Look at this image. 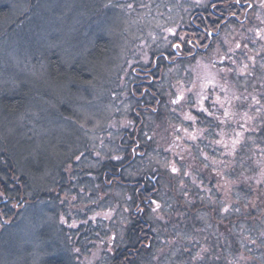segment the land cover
<instances>
[{
  "label": "rangeland",
  "instance_id": "rangeland-1",
  "mask_svg": "<svg viewBox=\"0 0 264 264\" xmlns=\"http://www.w3.org/2000/svg\"><path fill=\"white\" fill-rule=\"evenodd\" d=\"M237 1L8 0L10 13L0 23V97L14 90L19 80L28 84L32 96L28 105L31 106H27L17 118L23 133L22 121L34 111V117L28 118L30 121L25 131L35 130V133L32 138L26 139L16 131L18 125L14 121L18 119H12L16 116L12 117L0 108V146L10 149L20 172L28 170L30 163L36 162L38 154L49 163L47 169L42 170L45 172L29 179L26 184L29 195L42 191L47 198L60 200L56 194L60 190L58 184H67V180L78 191L73 195L69 191V196L59 202L38 200L37 204H32L20 225V230L28 229L26 234L7 227L9 245L7 250L0 248V264H15L14 256L9 254L12 250L10 244L14 242L20 247L23 240H29V236L34 234L32 226L38 229V220L49 223L48 227L52 229V219L56 220V224H62L67 221V216L69 221H73V228L67 230L69 245H73L71 259L76 261L75 264H104L107 261L105 253L124 243L123 224L128 222L130 209L137 206L122 189L103 184L104 176L98 167L110 156L124 162L131 159L129 164L132 161L136 163V172L148 174V183L152 180L159 183V194L155 195L151 210L144 214L152 229V243L160 240L163 245L166 235L173 229L174 220L180 215L172 210L180 206L181 200L191 203L196 199L201 202L202 199L196 195L207 192L203 179L215 178L217 182V176L211 177L207 171L208 166L215 164L214 158L219 160L220 166H228V163L232 166V161H237L233 159L238 149L234 138L241 136L239 129L250 125H255V128L264 126V0H249L254 5L243 20V14L239 12L241 8L235 3ZM209 4H220L219 8L225 12L221 16L230 14L237 18V24L225 27L215 14L216 8ZM195 12L199 14L194 15ZM202 19L207 23L205 34L201 29L197 33L184 29L187 21L188 26L191 20L201 23ZM220 29L222 33L207 55L198 56L190 62L189 56L193 53L182 50L181 42L191 40L205 49L211 39L207 32L212 34ZM99 34L107 38L109 51L103 59L91 63V82L75 88H71V84L60 88L51 86L47 82V53L58 47L62 50L63 60L69 62L77 53H87ZM197 46L193 47L194 51ZM168 47L172 50L171 54ZM162 52L169 59V66L175 63L169 69H162L157 88L164 92L166 103L160 106L158 110L161 114H158L147 110L149 99L143 101L137 98H150V93L143 90L148 88V82H152L149 72L159 62L151 54ZM136 84L142 89L141 95L133 89ZM131 91L137 94L136 99ZM38 96L43 102L35 107V103L39 102ZM136 104L144 105L139 108L142 112L135 116L137 119H133L130 114ZM196 113L198 117L210 120H206L205 125H199L197 123L201 121ZM157 115H162V124L156 122ZM210 116L217 117L216 124L226 122L224 127H231V133L235 135H224L211 145L213 142L208 140L211 138ZM34 118L38 119L37 123ZM181 119L186 121L184 126L174 123L176 120L181 123ZM136 120L146 124L144 132L142 124L140 126L143 142L149 137L148 142L152 146L147 156H126V147L124 151L120 149V153L107 152L106 139L119 134L121 129H127L129 134L135 129ZM133 134L135 132L130 135L132 142ZM228 137L232 141L228 142ZM124 140L127 146L132 144L129 139ZM110 143L113 145V141ZM195 143L204 146V152L193 148ZM162 149L179 154L181 162L162 157L156 159ZM87 151L90 153L84 154ZM202 155L213 162L205 160L204 164H200ZM228 157L229 162L226 163L224 160ZM69 161L70 168L67 167ZM6 162L10 161H0V175L6 174L3 166ZM61 162L64 163L62 180L58 172ZM79 162L86 165L87 173L77 171ZM155 166H158L157 172ZM189 167L196 172V178L190 174ZM198 174L207 177L201 179ZM12 182L18 184L15 178ZM139 209L138 206L136 211ZM34 211L39 213L38 216L34 215ZM196 216L204 220L201 214ZM169 217V222H166ZM86 226L103 229L104 235L88 236ZM181 230L179 233L185 234V230ZM8 237L6 234L0 239V246ZM94 242L97 247L93 246ZM162 245L160 248H170ZM163 254L157 253V256ZM152 258L157 259L155 256ZM168 260H175V254L170 253Z\"/></svg>",
  "mask_w": 264,
  "mask_h": 264
},
{
  "label": "trees",
  "instance_id": "trees-1",
  "mask_svg": "<svg viewBox=\"0 0 264 264\" xmlns=\"http://www.w3.org/2000/svg\"><path fill=\"white\" fill-rule=\"evenodd\" d=\"M9 13L10 5L8 0H0V23ZM193 14L198 15L199 13L195 12ZM220 17L221 20L228 19L225 27L235 25L238 22L237 18L231 17L230 14H225V17ZM214 21H216V19ZM209 23L211 22L209 21ZM187 24L184 25V29H190L196 33L197 30L201 29L202 31L207 28V23L204 19H202L201 23H196L191 20V25L187 26ZM199 26L202 28H199ZM222 29H220L221 32ZM200 37L203 38L202 35H200ZM187 42L190 43V45L186 44ZM187 42H181V46L182 50L185 52L188 50L190 53L195 54V56H192L193 54L189 56L190 62H193L200 54L208 53V51L201 52V47L199 48L194 44V41L189 40ZM183 46H185V48H183ZM194 46H197L195 48H197L198 52L194 51ZM167 50L170 51L169 53L171 54L172 50H170V47H168ZM60 51L62 50L56 47L54 50L52 49L50 53H47V82L51 86L58 88L68 84H71V88H75L74 86L91 82V71H93L91 63L103 59L108 54L109 42L105 35L99 34L94 38L93 44L87 53H77L69 62L63 60ZM170 54H168L169 57H171ZM151 55L153 58L155 57L158 59L159 62L157 63V67L153 70L150 67L151 70L149 74L153 77L151 78V83L153 84L150 83L152 90L147 92L150 94L155 93L158 95L157 98H160L162 102H164V92L162 93L157 86L161 80L162 69L164 67L169 69L175 62L169 66V59L165 57V52ZM177 63L180 62L178 61ZM135 71L141 70L136 69ZM133 74L136 75L135 73ZM155 78L156 81H154ZM136 85L133 86V89H135L138 95H141L142 89H140L139 85H137V87ZM30 91L28 84L19 80L14 90L8 91L0 97L1 110L12 117L16 116L12 119H18L17 115L23 113V111L25 112L27 106L28 108L31 106L28 105V99L32 97ZM131 94L135 99L137 98V94L134 91H131ZM150 94H148V96L155 101L156 98ZM39 98L38 96V99ZM146 98L147 96L137 99H143L144 101ZM57 101L59 100L57 99ZM42 102V98L39 99V102L35 103V107ZM141 107H143V104H136L130 117L137 119L135 116L142 112L139 109ZM153 108L156 107L154 106L146 109L154 112ZM158 108H160V106H158ZM212 110H214V108H212ZM36 111L39 112V109ZM158 114H161V111L158 110ZM196 115L201 121L197 123L199 125H205L206 120H210L209 118L198 117L199 114L197 113ZM32 116L34 117V111H32L31 116L28 113L27 117L23 119V133H21L19 129L20 119L14 121V123L18 125L16 131L26 136V139L32 138L35 133V130L32 132L25 131L26 124L30 121L28 118ZM210 117L212 122L210 121L209 124H207L211 131V138L208 139L213 142L211 145L222 139L224 135H235L231 133V127H224L226 122H217L216 124L215 119L217 117ZM34 120L36 123L38 122V119L34 118ZM156 122L162 124V115H157ZM174 123H177L178 126H184L186 121L181 119V123L177 120ZM140 124H142V129L146 127L145 121L141 123L140 120H138L135 129L129 134L127 133V129H121L119 130V134H113L111 136L112 138H107L106 140L109 147L107 152L111 151V154L120 153V149L126 147L124 151L126 156H134V158L142 156L143 148L147 150L150 143L148 140H146L145 143L143 142ZM220 124L226 131H229V133L225 132ZM250 127L246 126L239 129L242 133L241 136L239 138L236 136L235 138L237 139L234 138V141L238 142V149L235 151L236 153L234 152L235 155L233 157V159L237 161H232V166L228 163L230 158L228 157L224 160L228 163V166L226 164L220 166L219 160L214 158L215 164L207 167V171L211 177L217 176V182H215V178L206 180L203 179V177H207L205 174L203 176L198 174V177L205 180L206 184H204V189H206L207 192L196 195L198 199H202L201 202L194 199V201L191 202L192 206H190L191 203L181 200L180 206L172 210V212L178 211L180 214L174 220L173 226V229L178 227L179 230L172 229L170 234L166 235L164 243L163 241L161 242L163 245L160 244V240L152 243V229L144 214L148 212V210H151L152 204L155 202L154 197L158 193L159 183L156 182L154 185L152 184L153 180L148 183L146 179L148 174L136 172L137 166L134 165L136 163L132 161L129 164L131 159L124 162V160H114L112 156H110L108 157L109 160L101 162L98 170L100 169L104 176L103 184L107 187L122 189L126 195L131 198L130 200H132L135 205L137 204L134 209H130L128 222L126 225L124 223L125 227L123 225L125 234L124 241L122 242L124 243L114 249L112 248V251L105 253V255L107 254V261L104 264H264V126L255 128V125L254 127L250 125ZM134 132L135 134L132 135L134 141L132 142L130 135ZM23 136L22 138H24ZM115 136H118V138ZM124 139H129L132 144L127 146ZM226 140L228 142L232 141L230 137ZM110 141H113V145ZM199 145L200 144L195 143L193 148L204 152L205 147ZM133 146H137V148L131 153L130 148ZM151 147L150 145V149L147 150L148 153L151 151ZM159 151L160 154L156 156V159L162 157L166 160L173 159L175 162H181L179 154L171 150V153H169L166 149ZM41 153L43 155V152ZM87 153L90 152L87 151L84 154ZM81 155H83V153H81ZM88 159L87 161H89ZM1 160L10 161L3 163L5 169L4 173L6 174L0 175V194L2 196L0 197V202L2 201L0 206H3L0 210V239L6 234L9 235L8 239H5V243H2L0 248H5V250H7L10 234L7 232L8 230H6V228L11 226L14 232L19 231L26 234L28 229H26V231H24V228L20 230V225L27 217L28 212H30L32 204H37L38 200L59 202L63 197L69 196V191L73 195V192H77L78 190L74 189L67 180V184H58L60 190H57L56 194L60 200L52 197L47 198L48 196L42 194V191L29 195L28 193L30 190L26 187L29 179L39 175L41 172H45L42 170H46L49 163L43 160L41 154H38L36 162L30 163L28 162L30 159L27 160L26 162L30 163L28 170L24 169L23 172H20L18 162L7 146H0V161ZM205 160L208 161L209 159L203 158L202 155V159L199 160L200 164H204ZM62 164L64 163H59L60 168L58 167L59 178L61 180L64 176L61 171L63 168ZM69 164L70 161L67 164L68 168H70ZM79 164L80 165L77 166V171L87 173L88 169L86 165L81 162H79ZM3 166L1 165V167ZM154 169L157 172L158 166H155ZM188 169L190 170V174L196 178V172L193 171L191 167ZM16 176L19 178H16ZM96 177L98 176L96 175ZM13 178H15L18 184L12 182ZM105 178L107 180H105ZM184 194L186 193L184 192ZM11 205L13 206L12 208ZM4 206L9 210L5 209ZM138 206L141 210L139 209L136 211ZM188 206L190 207L188 208ZM16 208L18 210L15 212L14 209ZM195 209L196 211L194 212L193 210ZM38 214L39 213L36 214V211H34V215L38 216ZM197 214H201L204 220L201 221L199 217L196 216ZM69 219V216H67L65 219L67 221L62 224H56V220L52 219V229H49V223L43 221L40 223L38 220V229L36 230V227L32 226L34 234L29 236V240H23L20 247H17L14 242L10 244V249L12 250L9 254L14 256V263L75 264L76 261L71 259L73 245H69L67 238V230L69 228L71 229V227L73 228V221H69ZM169 220L170 217L166 219V222H169ZM32 227L29 226V229H32ZM92 229L86 226L88 236H92L93 234L104 235L103 229L99 230L98 227L95 228L94 226ZM180 230H185V234H180ZM96 237L98 239V236ZM111 237L114 236L112 235ZM97 239L95 238V240ZM161 245H168L170 248H160ZM93 246L97 247V243L94 242ZM163 252V255L157 256V253L162 254ZM170 253L175 254V260L171 262L168 260ZM152 256H155L157 259H153Z\"/></svg>",
  "mask_w": 264,
  "mask_h": 264
},
{
  "label": "flooded vegetation",
  "instance_id": "flooded-vegetation-1",
  "mask_svg": "<svg viewBox=\"0 0 264 264\" xmlns=\"http://www.w3.org/2000/svg\"><path fill=\"white\" fill-rule=\"evenodd\" d=\"M219 1H221V0H219ZM240 2H243V3H240ZM235 3H237L236 4V6H238L239 8H241V9H239V12L240 13H242L243 14V18H242V20L244 19V18H246L247 17V15L250 13V10H251V8H252V6L254 5L253 3H252V1H249V0H241V1H237V2H235ZM221 4V3H220ZM220 4H209L208 6H212V7H215L216 8V10H218V11H216L215 12V14H216V16H221L223 13H225L223 10H222V8H219V7H221V5ZM212 7H210L211 9H212ZM220 19H221V17H220ZM228 21V19H226V20H221V23H223V25H225L226 24V22ZM220 27V26H219ZM204 29V28H203ZM203 34H205L206 33V31L205 30H202L201 31ZM221 31L220 30H218L216 33H208L207 32V34H209V37L211 38L210 39V43L208 44V46L207 47H205V49H204V47L203 48H200V50H201V52H204V51H208L209 52V50L212 48V46H213V43H215V41L219 38V36L221 35ZM204 45V44H203ZM195 52H198V50H196ZM204 54H206L207 55V53H204ZM201 55H203V54H200V56ZM192 56H195V54L193 53V55ZM198 58V57H197ZM196 58V59H197ZM146 75V74H145ZM145 75H142V76H145ZM153 78V77H152ZM157 84H158V82H157ZM147 85L148 86H146V87H148V88H145L143 91H145V92H147V91H151L152 89H151V86H149V85H151L150 84V82H148L147 83ZM151 96H154V98H156V100L154 101V99H152V98H148L147 97V100L149 99V101L150 102H148V103H146L147 104V106H148V104H150V106L148 107V108H152V107H156V108H153V110L154 111H156V112H158V106H161L164 102H162V100L160 99V98H157L158 97V95H156L155 93H151L150 94ZM165 104V103H164ZM144 105V104H143ZM154 105V106H153ZM148 140H149V137L147 138ZM136 148H137V146H133V147H131L130 148V150H131V153H132V151L134 152V150H136ZM152 148V147H151ZM148 149H150V146H149V148ZM147 149V150H148ZM122 151H124V149L122 148L121 149ZM128 150V149H127ZM147 150H145L144 148H143V153H142V155H145V156H147V154H148V151ZM166 151H168L169 153H171L170 152V150L169 149H166ZM134 159V158H133ZM120 160H123V159H120ZM155 183H156V181H153V183L152 184H154L155 185ZM124 225V224H123ZM124 227H125V225H124Z\"/></svg>",
  "mask_w": 264,
  "mask_h": 264
},
{
  "label": "snow or ice",
  "instance_id": "snow-or-ice-1",
  "mask_svg": "<svg viewBox=\"0 0 264 264\" xmlns=\"http://www.w3.org/2000/svg\"><path fill=\"white\" fill-rule=\"evenodd\" d=\"M173 171H175V169H173Z\"/></svg>",
  "mask_w": 264,
  "mask_h": 264
}]
</instances>
